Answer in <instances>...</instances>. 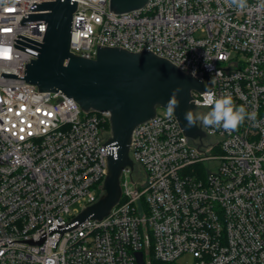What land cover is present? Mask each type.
<instances>
[{
  "label": "built area",
  "instance_id": "obj_1",
  "mask_svg": "<svg viewBox=\"0 0 264 264\" xmlns=\"http://www.w3.org/2000/svg\"><path fill=\"white\" fill-rule=\"evenodd\" d=\"M37 1L51 0H0V264H139L137 253L142 264H173L186 252L193 264H264V0L243 10L226 0H147L122 14L108 0H76L70 53L148 49L205 84L208 76L217 97L229 93L256 115L231 133L200 126L205 136L189 139L157 107L132 130L133 168L122 169L109 213L50 234L101 195L110 133L108 113L20 78L21 62L36 55L13 43L37 50L14 39L38 45L16 35L41 42L46 27L20 24L46 11L28 10ZM203 92L191 91L195 115L210 110ZM44 231L40 244L17 241Z\"/></svg>",
  "mask_w": 264,
  "mask_h": 264
},
{
  "label": "water",
  "instance_id": "obj_2",
  "mask_svg": "<svg viewBox=\"0 0 264 264\" xmlns=\"http://www.w3.org/2000/svg\"><path fill=\"white\" fill-rule=\"evenodd\" d=\"M146 3L147 0H108V11L122 14L141 9ZM75 8L76 0L33 2L28 10L46 11L24 13L20 24L46 22L42 41L37 42L20 34L16 36L38 47L19 39L14 41L37 52L13 43L15 47L36 55L28 63L21 62L20 78L24 81L34 84L38 91L62 92L85 112L108 113L110 135L102 143L106 147L102 194L68 223L56 224L48 229V234L52 231L62 233L76 227L86 218L101 219L109 213L121 194L119 178L122 169L133 168L129 156L132 130L139 123L154 117L157 107L166 109L175 88L182 89L178 94L180 106L174 116L183 134L189 139L204 137L205 133L199 125L185 128L184 113L188 110L194 113L195 105L190 101L192 90L202 92L206 88L211 89L208 76L205 84L148 49L134 52L117 46L96 44L93 58L70 53L71 15ZM203 68L206 73V66ZM46 233L44 231L35 240L17 241L40 244ZM136 256L138 263L142 264V254L137 253Z\"/></svg>",
  "mask_w": 264,
  "mask_h": 264
},
{
  "label": "clouds",
  "instance_id": "obj_3",
  "mask_svg": "<svg viewBox=\"0 0 264 264\" xmlns=\"http://www.w3.org/2000/svg\"><path fill=\"white\" fill-rule=\"evenodd\" d=\"M230 7L243 10L247 7V0H226ZM192 76H196L195 70ZM182 91L180 87L175 88L169 100L167 101V116L172 118L176 109L180 106L178 94ZM203 106L210 110L203 115H194L192 110L184 113L186 121L185 128L191 129L194 126H202V128L220 129L231 133L235 131L246 118L255 119V113L249 114L243 105H235L231 94L222 93L217 97L216 93L209 88L201 93ZM199 103V102H197Z\"/></svg>",
  "mask_w": 264,
  "mask_h": 264
},
{
  "label": "rangeland",
  "instance_id": "obj_4",
  "mask_svg": "<svg viewBox=\"0 0 264 264\" xmlns=\"http://www.w3.org/2000/svg\"><path fill=\"white\" fill-rule=\"evenodd\" d=\"M72 207H76L77 209H80L81 205L76 203ZM173 264H193V259L191 257V254L186 252L181 254L176 260H174Z\"/></svg>",
  "mask_w": 264,
  "mask_h": 264
},
{
  "label": "trees",
  "instance_id": "obj_5",
  "mask_svg": "<svg viewBox=\"0 0 264 264\" xmlns=\"http://www.w3.org/2000/svg\"><path fill=\"white\" fill-rule=\"evenodd\" d=\"M103 126H104V128H105L106 130H109V123H108L107 120H105Z\"/></svg>",
  "mask_w": 264,
  "mask_h": 264
}]
</instances>
